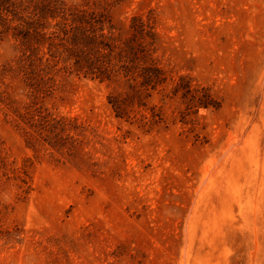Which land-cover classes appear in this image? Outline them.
<instances>
[{"label": "rangeland", "instance_id": "obj_1", "mask_svg": "<svg viewBox=\"0 0 264 264\" xmlns=\"http://www.w3.org/2000/svg\"><path fill=\"white\" fill-rule=\"evenodd\" d=\"M88 2L117 28L150 19L172 82L140 128L109 104L125 87L53 74L31 94L0 43V264H264V0Z\"/></svg>", "mask_w": 264, "mask_h": 264}, {"label": "trees", "instance_id": "obj_2", "mask_svg": "<svg viewBox=\"0 0 264 264\" xmlns=\"http://www.w3.org/2000/svg\"><path fill=\"white\" fill-rule=\"evenodd\" d=\"M109 1V0H104ZM88 2L68 5L61 0H0V43L12 37L21 50L19 73L34 97L54 91L53 74L77 75L116 83L124 92L111 94L115 116L140 128L161 123L159 114L131 116L144 99L163 89L171 80L174 96L192 95L191 105L214 106L206 88L193 89L188 76L172 77L158 65L154 27L141 15L131 18L126 28H117L104 12L86 8Z\"/></svg>", "mask_w": 264, "mask_h": 264}]
</instances>
